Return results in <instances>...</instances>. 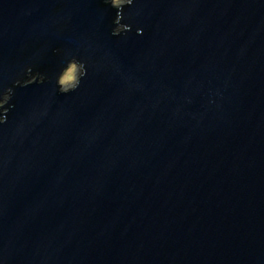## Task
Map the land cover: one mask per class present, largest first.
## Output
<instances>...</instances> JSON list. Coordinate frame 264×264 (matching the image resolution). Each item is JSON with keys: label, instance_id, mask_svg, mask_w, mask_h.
Here are the masks:
<instances>
[{"label": "water", "instance_id": "95a60500", "mask_svg": "<svg viewBox=\"0 0 264 264\" xmlns=\"http://www.w3.org/2000/svg\"><path fill=\"white\" fill-rule=\"evenodd\" d=\"M0 264H264V0H0Z\"/></svg>", "mask_w": 264, "mask_h": 264}, {"label": "rangeland", "instance_id": "374dc122", "mask_svg": "<svg viewBox=\"0 0 264 264\" xmlns=\"http://www.w3.org/2000/svg\"><path fill=\"white\" fill-rule=\"evenodd\" d=\"M80 73V66L74 63L69 64L62 72L59 81L63 87L68 88L73 85Z\"/></svg>", "mask_w": 264, "mask_h": 264}]
</instances>
